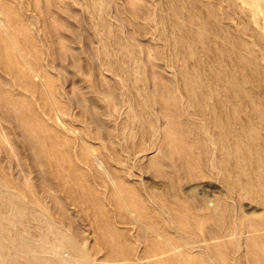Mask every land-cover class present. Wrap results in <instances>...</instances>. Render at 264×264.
<instances>
[{
    "label": "rangeland",
    "instance_id": "obj_1",
    "mask_svg": "<svg viewBox=\"0 0 264 264\" xmlns=\"http://www.w3.org/2000/svg\"><path fill=\"white\" fill-rule=\"evenodd\" d=\"M0 10L7 239L50 255L61 238L83 264H264V0H0Z\"/></svg>",
    "mask_w": 264,
    "mask_h": 264
},
{
    "label": "bare ground",
    "instance_id": "obj_2",
    "mask_svg": "<svg viewBox=\"0 0 264 264\" xmlns=\"http://www.w3.org/2000/svg\"><path fill=\"white\" fill-rule=\"evenodd\" d=\"M6 24V18L5 15L2 13V11L0 10V29H2ZM31 73V71H30ZM37 76V73L34 72V77ZM59 120V118L57 119ZM248 129L246 127H242L241 129H237V135L240 137L241 135H246L247 133H245ZM248 146H246L247 148ZM89 152H91V154H89ZM148 156V155H147ZM88 159H90V163L92 164H96V166L98 168H100V170L103 173H106L108 175V177L111 179L112 178V173L109 171L108 166H106L104 164V162L102 161V159L100 158L99 155L95 154L93 151H88ZM261 155L260 154H256L255 157H252L251 160L257 164L260 167L261 164ZM257 185L260 187V189L257 188V194L260 198H264V174H259V181L257 182ZM3 190L8 193L9 195L13 194L10 189L7 188H3ZM21 203V209H28V207L22 202ZM7 209L9 210V212H11L9 215L10 217L7 220H12V218L14 217L13 215H15L16 211H20L19 206L16 204L11 203ZM128 213L130 214V216L133 217V215H131V209L128 208ZM134 220L136 221L137 218L134 216L133 217ZM10 220V221H11ZM138 222V221H137ZM0 264H50V260L51 258L53 259V262L56 261V264H83V261L80 257H78L77 254H74L72 252H69V250L67 249L68 246L64 245V239L60 238V246L58 249H56V254H50V255H46L45 253H43V251H39L33 248V244L32 242H30V240L20 236V238L17 240H9L7 239V231L4 229V225H3V221L0 219ZM251 230L249 229H242L239 231H235L233 234L235 235L236 239L241 240L244 235L245 236H249ZM228 234L222 235L220 237H212V238H204L203 241L205 242L206 246H209L210 244V239H216V238H225ZM251 236H249L248 238H250ZM202 241V240H201ZM225 241V239H224ZM194 247H190L187 248L189 249L190 254H194V251L192 250ZM202 248V247H201ZM68 254L66 255L65 253ZM168 251L165 252H161L160 255H164V253H166ZM159 254H157L158 256ZM159 255V256H160ZM169 258V257H168ZM165 259H159L156 262H149V264H155V263H159L160 261H163ZM195 264H201L198 263L197 260H194Z\"/></svg>",
    "mask_w": 264,
    "mask_h": 264
}]
</instances>
